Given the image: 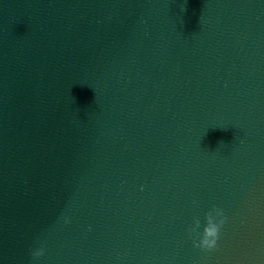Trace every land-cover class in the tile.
<instances>
[{
  "label": "water",
  "instance_id": "obj_1",
  "mask_svg": "<svg viewBox=\"0 0 264 264\" xmlns=\"http://www.w3.org/2000/svg\"><path fill=\"white\" fill-rule=\"evenodd\" d=\"M0 264H264V0H0Z\"/></svg>",
  "mask_w": 264,
  "mask_h": 264
},
{
  "label": "clouds",
  "instance_id": "obj_2",
  "mask_svg": "<svg viewBox=\"0 0 264 264\" xmlns=\"http://www.w3.org/2000/svg\"><path fill=\"white\" fill-rule=\"evenodd\" d=\"M225 223V220L221 221V225ZM220 226L212 223L211 215H208V225L205 227L204 236L196 247L201 249L211 250L216 247L217 240L219 239Z\"/></svg>",
  "mask_w": 264,
  "mask_h": 264
}]
</instances>
